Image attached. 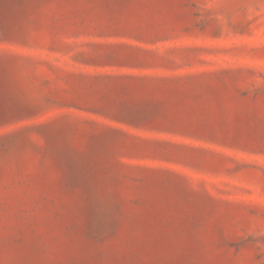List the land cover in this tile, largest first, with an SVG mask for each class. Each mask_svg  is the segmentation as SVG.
I'll list each match as a JSON object with an SVG mask.
<instances>
[{
	"label": "rangeland",
	"instance_id": "1",
	"mask_svg": "<svg viewBox=\"0 0 264 264\" xmlns=\"http://www.w3.org/2000/svg\"><path fill=\"white\" fill-rule=\"evenodd\" d=\"M0 264H264V0H0Z\"/></svg>",
	"mask_w": 264,
	"mask_h": 264
}]
</instances>
